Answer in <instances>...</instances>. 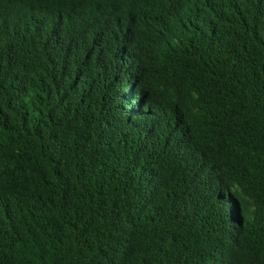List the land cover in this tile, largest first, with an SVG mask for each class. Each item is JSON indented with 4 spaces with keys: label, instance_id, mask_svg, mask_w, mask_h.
Returning <instances> with one entry per match:
<instances>
[{
    "label": "trees",
    "instance_id": "1",
    "mask_svg": "<svg viewBox=\"0 0 264 264\" xmlns=\"http://www.w3.org/2000/svg\"><path fill=\"white\" fill-rule=\"evenodd\" d=\"M0 264H264V0H0Z\"/></svg>",
    "mask_w": 264,
    "mask_h": 264
}]
</instances>
